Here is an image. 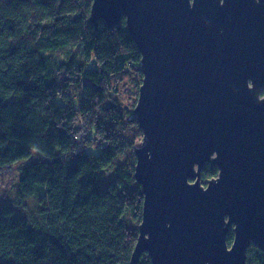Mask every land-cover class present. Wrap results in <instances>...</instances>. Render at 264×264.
<instances>
[{
    "label": "water",
    "instance_id": "1",
    "mask_svg": "<svg viewBox=\"0 0 264 264\" xmlns=\"http://www.w3.org/2000/svg\"><path fill=\"white\" fill-rule=\"evenodd\" d=\"M89 12L95 28L123 18L141 54L129 264H247L250 246L264 251V0H93ZM206 164L218 175L202 181Z\"/></svg>",
    "mask_w": 264,
    "mask_h": 264
},
{
    "label": "trees",
    "instance_id": "2",
    "mask_svg": "<svg viewBox=\"0 0 264 264\" xmlns=\"http://www.w3.org/2000/svg\"><path fill=\"white\" fill-rule=\"evenodd\" d=\"M92 1L0 0V166L36 154L20 169L17 193L39 207L38 221L0 207V264L130 263L143 132L119 107L112 80L129 69L141 83V54L123 18L94 27ZM201 173L218 175L210 164ZM9 192L0 186V196ZM136 264H151L148 254ZM247 264H264V251L250 246Z\"/></svg>",
    "mask_w": 264,
    "mask_h": 264
},
{
    "label": "rangeland",
    "instance_id": "3",
    "mask_svg": "<svg viewBox=\"0 0 264 264\" xmlns=\"http://www.w3.org/2000/svg\"><path fill=\"white\" fill-rule=\"evenodd\" d=\"M137 78L138 76L136 74L134 75L132 71L125 69L123 72L114 75L112 80L113 84H115L118 88L116 99H118L119 107L125 111L128 110L129 114L132 109V103L134 102L139 89L138 86L140 81H137ZM74 92L75 90L73 88H69V93L72 95L77 93ZM129 117H131V114ZM97 144L98 143L95 142L93 147H91V150H98L99 145ZM36 160H38V158L33 152L28 156V158L19 159L13 164L0 166V186H4L5 188L8 187L10 189V192L7 194V196H0V207L10 206L13 208L15 215H22L28 217L29 219H33V221H38V203L36 199L33 198L26 199L24 201L25 204L19 202L20 198L17 193V178L22 165L28 164V162H34Z\"/></svg>",
    "mask_w": 264,
    "mask_h": 264
}]
</instances>
